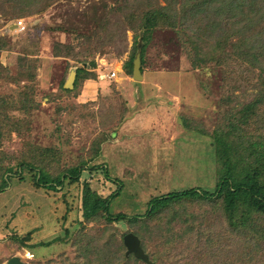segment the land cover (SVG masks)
Returning <instances> with one entry per match:
<instances>
[{
	"label": "rangeland",
	"instance_id": "obj_1",
	"mask_svg": "<svg viewBox=\"0 0 264 264\" xmlns=\"http://www.w3.org/2000/svg\"><path fill=\"white\" fill-rule=\"evenodd\" d=\"M133 1L0 0V182L6 170L13 172L0 192V264L14 257L27 264H83L79 248L104 228L112 242L146 232L152 259L154 252L163 254L171 234L180 236L179 245L209 244L212 264L227 260L231 249L242 251L243 237L230 231L217 203L175 205L159 229L150 222L141 231L135 222L171 193L216 191L211 134L223 123V99L238 100L244 92L226 79V68L194 67L188 45L163 29L146 47L145 83L128 76L135 34L126 8ZM143 2L149 0L137 3ZM20 19L27 29L16 32L11 26ZM81 68L88 75L73 83L72 72ZM111 71L117 77L102 78ZM29 163L52 178L81 164L84 169L78 183L53 190L34 185ZM86 186L111 197L112 214L128 219L86 223ZM187 216L192 227L182 225Z\"/></svg>",
	"mask_w": 264,
	"mask_h": 264
},
{
	"label": "trees",
	"instance_id": "obj_2",
	"mask_svg": "<svg viewBox=\"0 0 264 264\" xmlns=\"http://www.w3.org/2000/svg\"><path fill=\"white\" fill-rule=\"evenodd\" d=\"M140 1L143 0H134L126 8L130 13L128 25L135 34L133 51L125 64L128 76L133 77L134 60L141 40L143 65L152 33L158 29L170 30L188 45L194 67L213 64L226 68V79L240 84L244 95L238 100L230 96L223 99V109L227 106L223 111V123L217 125L211 134L217 162L216 191L200 193L189 189L171 193L153 201L147 215L138 217L135 222L140 223L141 231L146 230L150 222H155L153 228L159 229L162 215L175 205L195 201L218 204L230 231L240 234L244 244L241 252L231 249L227 260L214 263L264 264V0H149V3H137ZM27 73L33 75L32 70ZM75 74L74 80L78 78L77 81L83 74L88 75L83 68L76 70ZM250 90L254 92L249 94ZM3 122L0 110V141ZM202 133L208 134L205 131ZM28 167L35 172L34 185L57 190L66 184L78 183L84 164L63 171L56 178L32 163ZM10 175H13L12 169L2 174L0 192L11 185ZM110 201L111 197H103L86 186L82 196L84 221L100 224L104 220L106 224H112L128 219L123 214L113 215ZM187 219L190 217L187 216L182 225L192 227L191 220ZM107 231L104 228L94 237L90 235L86 245L79 248V257L82 256L85 261L83 264H155L154 257L157 258L156 264H212L209 244L200 246L191 242L179 245L175 237L180 236L171 234L164 238L161 235L165 239L163 254L154 252L152 259L144 244V241L148 242L146 232H141L143 236L134 233L148 256V261H144L129 253L124 243L125 236L121 242H112L106 238ZM177 252L181 255L178 256ZM164 256L168 257L166 262L160 261Z\"/></svg>",
	"mask_w": 264,
	"mask_h": 264
},
{
	"label": "water",
	"instance_id": "obj_3",
	"mask_svg": "<svg viewBox=\"0 0 264 264\" xmlns=\"http://www.w3.org/2000/svg\"><path fill=\"white\" fill-rule=\"evenodd\" d=\"M142 48H140L136 54V58L134 60L133 65V78L136 81L143 80L144 76L142 73ZM75 72H72L71 74V80L73 82V79H75ZM72 86V83L67 84L66 87ZM124 243L126 247L128 248L129 253H133L137 258L142 259L144 261H148V256L145 253L141 241L137 235L134 233H128L124 237ZM8 264H27L21 260L19 257L12 258Z\"/></svg>",
	"mask_w": 264,
	"mask_h": 264
},
{
	"label": "built area",
	"instance_id": "obj_4",
	"mask_svg": "<svg viewBox=\"0 0 264 264\" xmlns=\"http://www.w3.org/2000/svg\"><path fill=\"white\" fill-rule=\"evenodd\" d=\"M12 28L16 32L25 31L27 29V25H26L25 19H20V20L16 21L14 24H12ZM105 77L113 79V78L117 77V72L116 71H111L107 75L102 76V78H105Z\"/></svg>",
	"mask_w": 264,
	"mask_h": 264
},
{
	"label": "crops",
	"instance_id": "obj_5",
	"mask_svg": "<svg viewBox=\"0 0 264 264\" xmlns=\"http://www.w3.org/2000/svg\"><path fill=\"white\" fill-rule=\"evenodd\" d=\"M11 29H13L12 26H11ZM143 76H144V75H143ZM144 78H145V77H144ZM144 78H143V79H144ZM143 82L145 83V79H144ZM130 120H131V119L129 118V120H127V122H129ZM127 122H125V124H126Z\"/></svg>",
	"mask_w": 264,
	"mask_h": 264
}]
</instances>
